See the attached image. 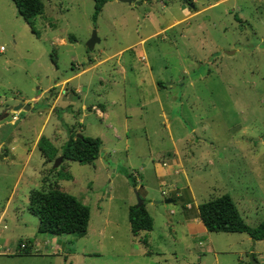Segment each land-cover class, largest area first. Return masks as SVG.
<instances>
[{
    "label": "rangeland",
    "instance_id": "rangeland-1",
    "mask_svg": "<svg viewBox=\"0 0 264 264\" xmlns=\"http://www.w3.org/2000/svg\"><path fill=\"white\" fill-rule=\"evenodd\" d=\"M40 1L30 30L14 2L0 0V101L51 88L15 124L2 120L0 264H264V239L190 235L180 223L221 194L249 226L264 218V0H106L94 19L93 0ZM84 68L70 82L79 92L63 97L61 79ZM37 132L58 151L70 134L101 145L92 163L52 167L33 145ZM159 173L178 174L159 183ZM46 181L88 206L83 236L36 231L27 191ZM139 199L152 228L134 236L127 211Z\"/></svg>",
    "mask_w": 264,
    "mask_h": 264
},
{
    "label": "trees",
    "instance_id": "trees-1",
    "mask_svg": "<svg viewBox=\"0 0 264 264\" xmlns=\"http://www.w3.org/2000/svg\"><path fill=\"white\" fill-rule=\"evenodd\" d=\"M18 14L30 30H33V18L40 14V0H12ZM106 0H93L92 18L94 19ZM54 61V58H51ZM157 84L164 83L157 81ZM101 145L98 137L70 134L58 149L45 136H40L37 146L44 160L50 161L57 155L62 159L81 163H92ZM133 180V179H132ZM134 186V183H132ZM27 209L37 217L36 231L49 235L73 234L83 236L89 219V208L73 195L61 190L54 182L46 181L45 187L31 188L28 192ZM197 214L208 232H243L252 240L264 239V218L256 225L249 226L240 217L229 195L221 194L198 203ZM130 233L134 236L140 231L151 229V217L144 207V201L131 205L127 211ZM146 243L145 237L139 239ZM242 264V263H237ZM250 264V263H249Z\"/></svg>",
    "mask_w": 264,
    "mask_h": 264
},
{
    "label": "crops",
    "instance_id": "crops-1",
    "mask_svg": "<svg viewBox=\"0 0 264 264\" xmlns=\"http://www.w3.org/2000/svg\"><path fill=\"white\" fill-rule=\"evenodd\" d=\"M192 2H193V0H191ZM194 5V4H193ZM70 67H71V69L73 70V69H77L78 68V64H74V63H72V64H70ZM85 71V68L84 69H81V70H78V71H76V72H71V73H69L68 75H65L62 79H61V81H60V87H61V89H63V91H64V94H63V97H70L72 94H75V93H78L79 92V86L78 85H76V87H72L71 86V84H70V82L71 81H73V79L74 78H78L79 77V75L80 74H82L83 72ZM182 80V79H181ZM153 82V84L155 85L156 84V86H157V81H160L159 79L157 80V79H155V80H152ZM58 82H55V85L57 84ZM171 83V82H170ZM164 85H166V84H164ZM159 88V87H158ZM155 89V94H157V95H159V93H162L163 94V96H164V91L163 90H161L160 88L159 89ZM46 90L48 91H50L51 90V88H46ZM45 89L44 90H41L38 94H35V95H30V96H28L27 98H23L20 102H23V103H28L29 104V109L28 110H23V111H26V114H30L31 113V111L33 110L32 109V104H31V102H38L41 98H44V97H46L45 95H44V93H45V91H46ZM163 91V92H162ZM68 92H70L71 94H68ZM52 95V94H51ZM49 96V95H48ZM47 96V97H48ZM166 96V95H165ZM164 96V97H165ZM182 96V95H181ZM43 102H45L44 100H43ZM7 103H9V102H7ZM14 103H17V101H15V102H13L12 104H14ZM3 102H2V100L0 101V110H1V108L3 107ZM90 107H94V105H91ZM160 108L162 109V106H160ZM54 109V105H50V107H49V110L50 111H52ZM102 109V111H100V110H98V109H96V112H97V114L100 116V115H103V114H107V112H105V111H103V108H101ZM20 111V110H19ZM19 111H17V112H14V113H10L9 115H10V121H9V123L10 124H15V122L16 121H18V120H20L19 119V117H18V115H19ZM28 115H26V116H24L22 119H21V123L20 124H25V122H26V120H28ZM47 117V116H46ZM46 117L44 118V120L46 119ZM3 120V118H0V131H1V129H3V127H5V123L2 121ZM18 125H15V127H17ZM42 126L43 125H41L40 126V128H39V131L41 130V128H42ZM38 133L39 132H37L36 133V136H35V139H34V143H33V145H35L36 144V141H37V135H38ZM0 148L3 150V151H5V139H4V136H3V134H1L0 133ZM164 163V162H163ZM165 167H167L169 170L172 168V165H167V164H165ZM164 174H178V173H159V175H158V181H159V183H163L164 181V179H163V176H164ZM181 174H183V173H181ZM174 183L175 182H173V185H174ZM31 189V188H30ZM30 189H28V191H27V197H28V192H29V190ZM187 190H188V194H189V196L190 197H192L193 198V196H194V191H193V189H192V187L190 186V185H188L187 186ZM149 191V190H148ZM162 192V191H161ZM171 192L173 193V197H178L179 196V192H178V188H176L175 186L171 189ZM173 197H171V196H169L168 198H166V199H169L167 202H169V201H172V198ZM230 197V196H229ZM243 197V196H242ZM28 199V198H27ZM232 200V199H231ZM144 201V200H143ZM165 201V200H164ZM27 202H28V200H27ZM153 203L152 204H156L157 203V201L156 200H153L152 201ZM166 202V201H165ZM151 203V202H150ZM145 204V203H144ZM198 205V204H197ZM197 205H196V213H193L192 215H185V217H184V219H182L181 221H180V223H182L183 225H185L186 227H187V231H188V234H190V235H195V233L197 232V233H201V234H205V232H208L206 229H205V227L203 226V224H202V222L200 221V219H199V217H198V214H197ZM185 206H187V204H185ZM5 207V206H4ZM27 207V206H26ZM145 207V206H144ZM236 207V206H235ZM185 208H187V207H185ZM146 209V208H145ZM147 211V210H146ZM149 214V213H148ZM4 215V208L0 211V221H1V219H2V216ZM151 217V216H150ZM151 220H152V217H151ZM2 227H4V225H2ZM152 228V227H151ZM248 236V235H247ZM249 237V236H248ZM250 238V237H249ZM251 239V238H250ZM52 242H53V248H51L50 247V249L52 250L51 252H54V250L56 251H60L61 250V248H60V246L58 245V244H56V242L55 241H57V239L56 240H54V238L51 240ZM258 241H261V240H258ZM256 241H254V240H252L251 239V244H254ZM4 243H7V241L6 240H4V239H2L1 240V242H0V245H2V244H4ZM263 244V243H262ZM20 256H29L30 258H31V260H43L45 257H43V256H37V255H16V254H13V255H11V257H9V258H20Z\"/></svg>",
    "mask_w": 264,
    "mask_h": 264
},
{
    "label": "water",
    "instance_id": "water-1",
    "mask_svg": "<svg viewBox=\"0 0 264 264\" xmlns=\"http://www.w3.org/2000/svg\"><path fill=\"white\" fill-rule=\"evenodd\" d=\"M119 1L131 3L134 0H119ZM96 41H98V38L96 37L95 31L92 30L87 41H86L87 48L90 49L93 46L94 42H96ZM28 109H29L28 103H23V102H17L14 104L4 103L3 107L0 110V118H5V116L7 114L14 113V112H17L19 110H28ZM76 135L78 137H81L80 134H76ZM61 160H62V157L60 155H57L56 157H54V159L52 161L53 162L52 167H56ZM134 191H135V189H134ZM135 193H136V191H135ZM136 195H137V193H136ZM168 200L169 199H165L166 202ZM141 203H142V200L139 199L135 205L138 206Z\"/></svg>",
    "mask_w": 264,
    "mask_h": 264
},
{
    "label": "built area",
    "instance_id": "built-area-1",
    "mask_svg": "<svg viewBox=\"0 0 264 264\" xmlns=\"http://www.w3.org/2000/svg\"><path fill=\"white\" fill-rule=\"evenodd\" d=\"M19 247H20V248H24V244H23V243H20V244H19ZM262 247L264 248V243L262 244Z\"/></svg>",
    "mask_w": 264,
    "mask_h": 264
},
{
    "label": "flooded vegetation",
    "instance_id": "flooded-vegetation-1",
    "mask_svg": "<svg viewBox=\"0 0 264 264\" xmlns=\"http://www.w3.org/2000/svg\"><path fill=\"white\" fill-rule=\"evenodd\" d=\"M185 1H187V3H192V1L190 2L189 0H185ZM190 6H191V7H194L193 4H190Z\"/></svg>",
    "mask_w": 264,
    "mask_h": 264
}]
</instances>
